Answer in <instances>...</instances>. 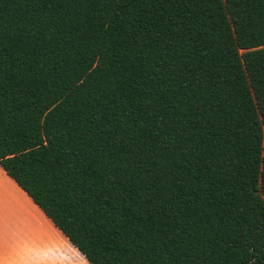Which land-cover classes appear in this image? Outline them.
<instances>
[{
	"label": "trees",
	"instance_id": "1",
	"mask_svg": "<svg viewBox=\"0 0 264 264\" xmlns=\"http://www.w3.org/2000/svg\"><path fill=\"white\" fill-rule=\"evenodd\" d=\"M0 169L85 264H264V0H0Z\"/></svg>",
	"mask_w": 264,
	"mask_h": 264
},
{
	"label": "rangeland",
	"instance_id": "2",
	"mask_svg": "<svg viewBox=\"0 0 264 264\" xmlns=\"http://www.w3.org/2000/svg\"><path fill=\"white\" fill-rule=\"evenodd\" d=\"M79 258L0 169V264H85Z\"/></svg>",
	"mask_w": 264,
	"mask_h": 264
},
{
	"label": "crops",
	"instance_id": "3",
	"mask_svg": "<svg viewBox=\"0 0 264 264\" xmlns=\"http://www.w3.org/2000/svg\"><path fill=\"white\" fill-rule=\"evenodd\" d=\"M54 228V227H53ZM55 229V228H54ZM56 230V229H55ZM57 231V230H56ZM58 232V231H57ZM60 234V233H59ZM66 241V240H65ZM67 242V241H66ZM68 243V242H67ZM69 245V244H68ZM70 246V245H69ZM71 247V246H70ZM72 248V247H71ZM73 249V248H72ZM73 252L77 254V252L73 249Z\"/></svg>",
	"mask_w": 264,
	"mask_h": 264
}]
</instances>
